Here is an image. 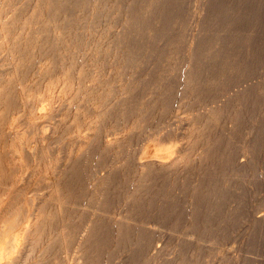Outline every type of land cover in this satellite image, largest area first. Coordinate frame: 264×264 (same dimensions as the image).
Listing matches in <instances>:
<instances>
[{
	"label": "bare ground",
	"instance_id": "6f19581e",
	"mask_svg": "<svg viewBox=\"0 0 264 264\" xmlns=\"http://www.w3.org/2000/svg\"><path fill=\"white\" fill-rule=\"evenodd\" d=\"M71 1H74V3H76L75 8H76L77 12H74V11H76L74 9H73L74 11H72L71 10L72 7L70 5H69V8L70 7L71 8L70 9L68 8V4H71L70 3ZM119 1L120 0H0V264H109L108 263L109 261L112 262V260H114L113 255L106 257L104 259H100L101 257L98 259L97 258L93 259V257L96 256V254H95V256L92 255L93 257H92V259L90 258L91 259L90 261L85 262L86 261L85 260L84 261L85 263L81 262L82 255H80L79 252L81 251V249L83 250V248L85 247V240L84 239L87 240L86 235H87L88 230L90 229L89 226L91 225L92 221L94 222V220H88V218H86L87 215L89 214L90 210L86 209L84 207L85 203L82 202L83 201L82 200L83 195L85 193V188L89 187L91 184L94 187V188H92L94 190V193L92 192L91 196H92V198H94L93 200H95L96 206L91 205L92 207H96V209H97L98 208L97 206H104V205L106 206V204H112L114 208H119V206L120 207L122 206L124 208L123 210L129 211L131 208H134L131 205L132 201H133L132 198H133L134 190H133L132 184L130 186H128L126 183L124 184L125 185L124 188H126V190L124 189L125 192L121 189L123 187V186L121 187V180H122V177L124 176V174H130V173L133 174L134 173L135 177L136 176L139 177V179L142 180L141 182H143V183L147 179L151 180V178L155 177L156 175L157 176L160 175L161 177H163L165 175L169 176L171 173L174 176H176L177 174L179 175V173L182 172L181 170L183 169V166L180 162L181 159H179V156L184 152L183 148L189 147L190 148L189 150H191L189 152H192L191 154L194 156L193 159L199 160V159H201V157L196 154V151H197L196 149L198 146L206 145L207 143L209 144L210 142H208V141H210V139H212V138L214 139V137H218L223 141H226L227 138L229 137L228 132H226L225 128H224L226 124L225 125L219 124L220 119L218 120V118L209 117L210 115L206 116L202 112L197 113L195 115L194 120H192L190 122H186L187 126L190 125V128H191V130L187 131L186 129L182 130V128H181L182 122L180 123V126H179L180 128L179 127L176 129L169 128L167 126L168 122H169L167 114L163 113L164 111L163 112L158 111L157 108H155V109L153 108L149 111V109L151 108L150 105L147 106V109L144 112H142V110H141V112H135L134 115L131 114L132 116L128 117L124 114V112L122 110H120V109H123V107L120 109L119 108L117 109L118 104L115 103L116 108L115 107L113 108V106L110 107L107 104H103L101 97L104 95H102V94L105 92L104 89L112 87V86H109V83L111 82V80L113 82V78L110 77L111 79L105 78L103 80L102 79L103 76L102 77L100 76L102 74H100L99 63H100V60H102V59H99L101 57V56H99V54L104 50L103 49L101 50V48H100L101 52L98 50L100 52L99 53L96 51L97 48L100 46H109V47L112 46L113 49H115L117 52L121 53V51H123L125 53L123 55V57L126 55L130 59L128 62L126 61L127 63L123 67L124 71H126L127 68H131V70H132V67L139 66L141 63L137 62L136 60L137 59L142 60L145 57H148V51H149L144 46L145 42H143V40L146 41L145 40L146 38L141 40L137 37H131L132 34H131V36L128 35L130 32H127L128 34H126V35H128L127 40L120 42L121 35H122V40H124L123 37L125 35V31H123L124 28L123 29L121 28L122 21L120 20L121 21V23H120V21L118 20L119 16L117 14V12H118L117 7L119 8V3H122L121 2L122 0L120 2ZM153 1L154 0H152L151 3H153ZM193 1L196 4L195 5L196 9L192 10V11L189 10L188 11L189 14H188L186 12L187 4L189 2H193ZM193 1L192 0H155V3L153 5L154 7L153 6L151 7L153 9L152 10L153 13L156 11L157 12L161 11L162 9H165V8L167 10V13L172 11L171 12L172 15H171V13H169L170 16H169V22H168L167 27L164 26L163 28H167L169 30V31H166V29H165L166 33L170 32L172 30V35H173V29L175 28V26L178 25V27H177L178 30H177L176 34H177V37L181 43L179 44V46H177V49H180L181 52L180 51L179 52L182 54L181 56H182V60L184 62L185 61L190 62L191 58H196L197 56H199L202 53V51L205 48V45L207 43V37H209V36H207L208 35L207 34L208 27L217 18L221 3L224 0H193ZM129 2H130V0H129ZM143 3H144V0H143ZM147 3H149L148 0H147ZM147 3H145V6ZM136 4L138 5V3H136ZM237 4H241V3H237ZM71 5H74V4H71ZM122 5H123V3H122ZM229 6H231V5H229ZM124 7L122 6L121 8H124ZM140 7L141 6H139V11L137 10L136 12H134L135 13V15H133L134 17H132V15H131V17L134 19L135 22L129 21V18H128V21L131 23L130 25H133L132 22L135 23L134 24L135 28L138 25H140V27L143 28L145 22L148 21V14L152 12V11L150 12V10H151L150 9L149 12L145 10L146 12L144 13L142 11V9H140ZM123 12H121L119 15H121ZM227 12H226V14H228ZM236 12H233L236 14V18H234V20L232 22V25H231L232 28L234 27V25L236 23H238L240 21V18H241L240 13L239 12L236 13ZM130 13H132V12H130ZM185 13L188 16L191 15V17H193V16L197 17L195 19H190V22L194 21L195 26H196L194 32L188 33V31L185 30L183 33H181V28H182L181 23H182L183 16L185 15ZM235 14H233V15H235ZM151 15H153V14L151 13ZM120 17H122V16H120ZM129 17H130V15H129ZM151 17H154V16H150V18ZM155 17H157V16H155ZM62 19H64V21ZM123 20H125V19H123ZM152 21H154V19ZM152 21H151V23H152ZM155 21L157 22V19H155ZM129 22L127 24H129ZM147 23H150V20ZM153 24L154 23H152V27L155 28L153 26ZM123 25H125V24H123ZM154 25L156 26V25H158V23L154 24ZM214 25H213V27H214ZM218 25H220V24H218ZM133 26H127L126 29H128V28L134 29ZM145 27H147V29H148L150 27V25L147 26L145 24ZM152 27H150V28H152ZM137 28H139V27H137ZM137 28H136V31H138ZM141 28H139V29H141ZM91 30L94 31L95 36L92 38H93L94 44H96L97 46H95V48H93V47L91 48L90 46L93 45L92 44L93 42L91 40H88V41H90V46H89L90 48H88L87 51L85 49L86 53H83L81 51V49H82L83 45H85L87 43L86 37H88V35L91 34L90 33ZM145 31H142V33H144ZM147 31H146V33H144V35L147 34ZM165 31H164V33H165ZM214 31H215V29H214ZM220 31H221V29H220ZM220 31H218V32H220ZM150 32H148V35H150L149 34ZM221 32L224 33V31H221ZM133 33H134V31H133ZM138 33H141V32H138ZM211 33H212V30H211ZM211 33H210V36H213L214 34L211 35ZM214 33H217V32H214ZM152 34H155V32ZM160 34H158V35L160 36ZM176 34H175V36H176ZM253 34H256V36H257V33L253 32ZM135 35H136V33H134V36ZM163 35H161V36H163ZM167 35H168V33H167ZM175 36L173 37L174 39H175ZM163 37H164L163 39L162 38H160V39L164 40L167 36L166 37L163 36ZM214 37H215V35H214ZM149 38L147 40H149ZM154 38H156V36ZM170 39H171L170 41H173L172 38H170ZM230 39H231V34L229 32V34L221 37L219 40L217 39L218 41H216L215 43L219 44V45H224L226 42L231 41ZM156 40H157V38H156ZM236 40H237V38H236ZM157 41H159V40H157ZM77 42L79 43L78 46L80 44H82V45L80 47H77V48L74 47L75 49H72V48L70 50L67 49V47H70V46H68L69 44L75 43V45H76ZM150 42H151V40H150ZM160 42H158V43H160ZM163 42H167V41L165 40ZM168 43H169V41H168ZM172 44H173V42H172ZM159 45H161V43ZM163 45H165V44H163ZM248 45H249V43H248ZM71 46H72V44H71ZM165 46H169V45H165ZM207 46H209V45H207ZM245 46H246V44H245ZM152 47H154V45ZM169 47H172V45ZM173 47H174V45H173ZM160 48L163 49L162 46ZM164 48H165L164 49L165 51H166V49H168L167 47H164ZM219 48H220V46H219ZM247 48H249V47H247ZM217 49H218V47H217ZM227 49L229 50V48H227ZM238 49L240 50V48H238ZM94 50H95V53H94ZM169 50H167V51H169ZM205 50H206V48H205ZM107 51H108V49H107ZM113 51L114 50H112V52ZM218 51H222V50L218 49ZM210 52H213V51L212 50L209 51L208 54ZM247 52H248V54L251 53V52L249 53L248 50H247ZM174 53L172 51L171 54H174ZM218 54H221V53H218ZM116 55L119 56L120 54L118 53ZM155 55H157V54H155ZM104 56H107V55H104ZM153 56H151V57H153ZM158 56H160V55H158ZM121 57H122V54H121ZM227 57H228V55H227ZM156 58H158V57H156ZM162 58H164V57H162ZM208 58H209V56H208ZM152 59L150 58V60H152ZM158 59H159V61L161 60V58H158ZM165 59H166V57H165ZM169 59L170 58H168L167 60H169ZM197 59H198V57H197ZM146 60H148V59H146ZM233 60H235V59H233ZM103 61H105V60H103ZM153 61L156 62V60H153ZM119 62H117V63H119ZM146 62L148 63V66H149L150 65L149 62L148 61H146ZM155 62H152V63L155 64ZM168 63H169V61H168ZM113 64H115V63H113ZM103 66H104V64H103ZM178 66H179V63H178ZM227 66H229V64ZM109 67H110V65H109ZM121 67H122V65H121ZM214 67L215 66H213V68ZM216 67H217V65H216ZM235 67H237V66H235ZM105 68H106V65H105ZM115 68L116 67H114V69ZM119 68H120V66H119ZM251 68L252 67H250V71L252 70ZM114 69H112V70H114ZM134 69H133V71H134ZM164 69L166 70V68H164ZM172 69H173V67H172ZM205 69H207V68H205ZM105 70H107V69H105ZM223 70H225V69H223ZM229 70H230V68H229ZM236 70H237V68H236ZM118 71H121V70H118ZM128 71H129V69H128ZM140 71L142 72V68H140ZM144 71H145V68H144ZM177 71H178V69H177ZM226 71H227V67H226ZM129 72H128V74H129ZM136 72H138V71L136 70ZM168 72L169 71H167V73ZM186 72H185V74H186ZM188 72H191V71L188 70ZM125 73L124 74L121 73V74L124 76ZM159 73H161V72H159ZM103 74H105V73H103ZM106 74H107V72H106ZM111 74H114V73H111ZM170 74H167L168 78L171 77ZM178 74H180V73H178ZM219 74H220V72H219ZM119 75H120V73H119ZM137 75H135V76L138 77ZM181 75H179V76H181ZM114 76H117V75H114ZM132 76L133 75L130 76L131 79H132ZM145 76L147 78V75H145ZM160 76L158 78H160ZM222 77L223 76H221V78ZM155 78H157V77H155ZM165 78H167V77H165ZM171 78H173V77H171ZM179 78L180 77L177 76V78H175V79H179ZM123 79L124 78H122V80ZM136 79L138 80V78H136ZM116 80H118V79H116ZM116 80H115V82H116ZM197 80H199V79H197ZM119 81H120V79H119ZM148 81H149V79H148ZM162 81H161V83H162ZM167 81H169V80H167ZM176 81L177 80H175V82ZM207 82H208V80H207ZM257 82H260V81H257ZM136 83H137V81H136ZM164 83H166V82H164ZM170 83H171V85L173 84L172 82H170ZM194 83H196V82H194ZM142 84L143 83H141V86H142ZM154 84H155V82H154ZM176 84H178V83H176ZM206 84L209 85V83H206ZM255 84H257V83H255ZM162 85H163V83L160 86H162ZM180 85H183V84L180 83ZM188 85H190V84H188ZM211 85H213V84H211ZM117 86H119V85H117ZM165 86H166V84H165ZM185 86H186L185 87V93L189 92V90H188V89H190L189 86H187L186 84H185ZM232 86H234V85H232ZM249 86H251V84ZM121 87H122V85H121ZM132 87H135V86H132ZM137 87L138 86H136V89H137ZM151 87H153V86L151 85L150 88ZM169 87L171 89V86H169ZM196 87H197V85H196ZM138 88L141 89V87H138ZM145 88H147V87H145ZM158 88L159 87H156V89H158ZM175 88L176 87H174V89ZM178 88H179V86H178ZM191 88H195V85H194V87H191ZM123 89H121V91ZM142 89H143V87H142ZM198 89L200 90V88H198ZM213 89H214V87H213ZM112 90H113V88H112ZM126 90H128V88ZM146 90H143V91H146ZM240 90H242V89H240ZM257 90H258V88H257ZM148 91H149V89H148ZM226 91H228V90H226ZM254 91L256 92V90H254ZM137 92H139V90L136 91V95H137ZM151 92L153 93V91H151ZM169 92L173 93L172 90H170ZM175 92L177 93L178 91H175ZM183 92H184V88H183ZM198 92L200 93L201 91H198ZM205 92H207V91H205ZM217 92H219V90ZM234 92H236V91H234ZM239 92H241V91H239ZM124 93H125L124 95L119 94V95H121L117 99L119 105H121V104L125 105V102H127L129 98L131 99L132 95H134L133 89H131L128 92H124ZM140 93H142V92H140ZM152 93H150V94L153 95ZM160 93L158 92L157 94H160ZM162 93L164 94V92H162ZM114 94H112V95H114ZM144 94L142 93V95H144ZM148 94L149 93H147V95ZM166 94L168 95V93H166ZM112 95H111V97L110 96L109 97L112 98ZM167 95L164 94L165 97H167ZM178 95H180V94H178ZM183 95H185V94H183ZM227 95L228 94H226V96ZM116 96H118V95H116ZM160 96L163 97L162 95H160ZM200 96H201V93L199 94V97ZM240 96H241V94H240ZM240 96H238V97H240ZM153 97H155V96L153 95ZM186 97H187V95H186ZM205 97L207 98V96H205ZM213 97H214V95H213ZM252 97L253 96H251V98ZM114 98H116V97H114ZM136 98H137V96L135 97V99ZM140 98H142V97H140ZM156 98H158V97H156ZM191 98H192V96H191ZM211 98H212V96H211ZM211 98L209 96V99H211ZM144 99H146V98L145 97L142 98V102ZM160 99L158 100V102H160ZM173 99H175V98H173ZM214 99H216V98H214ZM226 99H223V100H226ZM236 99L233 101L236 102ZM104 100H105V98H104ZM152 100H153V98H152ZM161 100H163V99H161ZM194 100H195V97H194ZM194 100L187 101L189 103H186V105H187V107H189V110L190 109H196L195 108L196 102ZM131 101H133V100H131ZM147 101L145 102V104L151 103V102H147ZM154 101L156 102V99ZM212 101H214V100H212ZM219 101H221V100H219ZM244 101H243V103H244ZM163 102H164V100H163ZM166 102L164 104H166ZM172 102L173 101H171L169 103H172ZM178 102L180 103L181 100ZM133 103L135 105V102H133ZM133 103H132V105H133ZM201 103H203V102L201 101ZM201 103H198V104H201ZM210 103H212V102H210ZM238 103H240V102L238 101ZM263 103H264V101H263ZM110 104L112 105L113 103L110 102ZM213 104H214V102L211 105H213ZM219 104H220V102H219ZM219 104H216V105L214 104V105L216 107L217 105L219 106ZM233 104H234V102H233ZM235 104L233 106L234 110L236 108ZM251 104L253 105V103H251ZM137 105H138V103H137ZM154 105H156V104H154ZM158 105L160 106V104H158ZM237 105L238 104H236V106ZM127 106H125V107H127ZM263 106H264V104H263ZM164 107H166V106H164ZM164 107H163V109H164ZM220 107H221V104H220ZM244 107L245 106H243V108ZM133 108H135V107H132V109ZM160 108H162V107H160ZM221 108H223V106ZM129 109H128V111H129ZM132 109H131V112L133 111ZM209 109H211V108H209ZM223 109H225V108H223ZM261 109H263V108H261ZM134 110H136V109H134ZM203 110H207V109H202L201 111H203ZM236 110H237V108H236ZM193 111H195V110H193ZM215 111L217 114V110H215ZM263 111H264V109H263ZM190 112L191 111H189V113ZM198 112H199V110H198ZM221 112H222V109H221ZM243 112H244V109H243ZM213 114H211V115H213ZM222 114H224V113L222 112ZM246 114H247V112L245 113V115ZM248 114H249V112H248ZM262 114L264 115V113H262ZM220 116H218V117H220ZM222 116H224V115H222ZM253 117H255V116H253ZM262 117H260V118H262ZM139 119H141V121L143 120V122L145 120H149V121H148V124L146 126H144V127H146L144 129V131L138 133V132H136V130L133 131V128L136 126ZM197 119L199 121L198 123H197ZM221 119H223V118L221 117ZM226 119L227 118H225V120ZM252 120H250V121H252ZM227 121L230 124V121L229 120H227ZM257 121H259V120H257ZM223 123H225V121ZM231 123H233V122H231ZM253 123H254V120H253ZM141 125H142V123H141ZM227 126H229V125H227ZM255 126H256V124H255ZM258 126H259V124H258ZM144 127H142V128H144ZM174 127H176V126H174ZM128 128L130 129L129 132L127 131ZM230 128H231V126H230ZM199 129H201V131L205 130L204 133L201 134ZM246 129H248V128H246ZM138 130H140V129H138ZM250 130H251V127H250ZM149 135L150 136L153 135L154 138L151 141L149 139L147 142H145L146 141L145 138L148 137ZM231 135L233 136V133ZM246 135L248 136L247 133H246ZM232 136H230V137H232ZM242 136H243V134H242ZM252 137H253V134H252ZM126 138H130V139H132V138L137 139L138 138L137 139L138 141H139V139L141 140V142L143 140H145V141H143L145 143H141V145L138 148H134L131 150L125 149L122 151L121 154L118 152L119 155H117L116 152L118 150L116 152H114L116 147L125 143L124 141L126 140ZM229 139L231 140V142H232V140H235L233 138H229ZM240 139H239V141H241ZM243 139H244V137H243ZM237 140L238 139H236L235 142H237ZM227 142L229 143V141H227ZM235 142H233V143H235ZM128 143H130V142H128ZM131 145H132V143H131ZM235 145H237V143ZM203 147H207V145L203 146ZM229 147L231 148L232 146H229ZM233 147H235V146H233ZM248 147H249V145H248ZM207 148L209 149V147H207ZM208 149H207V151H209ZM245 149H247V148H245ZM234 150L232 151L233 153H234ZM249 150H253V148L249 149ZM217 151L220 152V150H217ZM217 151L215 153H217ZM262 152L264 153V151H262ZM215 153H214V155H215ZM225 153L227 154V150ZM235 154H236V152H235ZM238 154H241V153L238 152ZM253 154H255V153H253ZM184 155H185V153H184ZM245 155H247V152ZM248 155H249V152H248ZM219 156H222V155H219ZM223 156H225L224 153H223ZM223 156L221 157L222 159L220 158L221 162L223 161ZM181 157H182V155H181ZM207 157H209V156H207ZM228 157H229V155H228ZM218 159H219V157H218ZM237 159H239V158H237ZM252 159H253V157H252ZM205 160H206V158H205ZM229 160H230V158H229ZM245 160H246V158H245ZM184 161L185 160H183V164H184ZM215 161H217V160H215ZM117 162H118V164L115 165ZM192 162H193V160H192ZM223 162H225V161H223ZM193 163H195V162H193ZM206 163H209L208 160L206 161ZM232 163H233V161L230 164H232ZM196 164H197V162H196ZM215 164H216V162H215ZM228 164L229 163H227V165ZM246 164H249V163L246 161L245 165ZM106 165H108L107 167H109V169L107 170V168H105L106 170L104 171L103 167H105ZM186 166H187V164H186ZM188 166H191V165L188 164ZM194 166H195V164H194ZM205 166H207V168H208V165H205ZM221 166H223V165H221ZM237 166H239V165L237 164ZM225 167H226V164H225ZM225 167H222V168L225 169ZM190 168H192V167H190ZM190 168H188L187 170H190ZM259 168H260V166H259ZM209 170H210V168H209ZM227 170L225 169L224 171L227 172ZM128 172H130V173H128ZM184 172L188 173V171L183 170V173ZM191 172H192V170H191ZM203 172L204 171H202L201 174H203ZM232 172H234V171H232ZM232 172H230L231 176H233V174H234V173L232 174ZM187 173H185V174L187 175ZM236 173H237V171L235 172V174ZM262 174H263V172H262ZM180 175H181V173H180ZM223 175H224V172H223ZM226 175H228V173ZM125 176H127V175H125ZM240 176H241V174H240ZM190 177L192 178L191 175L189 176V178ZM234 177H237V175H235ZM123 178H124L123 181H125V177H123ZM171 178H173V177L171 176ZM199 178H201V176ZM215 178H216V176H215ZM261 178H263V177H261ZM129 179H131V178H129ZM133 179H135V178H133ZM163 179H164V177H163ZM165 180L167 181L166 178H165ZM168 180L170 181L172 179H169V177H168ZM185 180H186V178H185ZM185 180H184V182H185ZM195 180H197V179L195 178ZM130 181H132V180H130ZM130 181L129 182L125 181V182L130 183ZM157 181H158V179H157ZM174 181H176L175 178H174ZM209 181H211V180H209ZM219 181H221L220 178H219ZM231 181H233V180H231ZM89 182H93V183L88 184ZM146 182L149 183V180ZM146 182L144 184H146ZM151 182H152V180H151ZM153 182H155V181H153ZM217 182H215V183H217ZM228 182H230V181H228ZM234 182H235V180H234ZM234 182H233V184H234ZM245 182H246V180H245ZM173 183L175 185V182H173ZM181 183H183V182L181 181ZM207 183H209V182H207ZM248 183H249V181H248ZM144 184L143 185L141 184L142 187H144V188L147 187ZM157 184H156V186H157ZM180 185H182V184H180ZM185 186L186 185H184V188L186 189ZM196 186H197V184H196ZM198 186L196 188H199ZM177 187L180 189L183 188L182 186H181L182 188L179 186H177ZM152 188H153V186H152ZM174 188H175V186H174ZM231 188H232V186H231ZM233 188H235V187H233ZM86 189H88V188H86ZM100 189H103L105 193L100 194L99 193L101 191ZM109 189H112V190H110V192H109ZM88 190H90V189H88ZM145 190L147 191V189H145ZM145 190H143L144 194L147 193ZM203 191H205V190H203ZM169 192H167V193H169ZM196 192H197V190H196ZM88 193H91V192H88ZM151 193H154V191L153 192L151 191ZM178 193H179V191H178ZM178 193H176V194H178ZM182 193H185V190ZM166 195H169V194H166ZM173 195H175V194H173ZM86 196H87V194H86ZM153 196H155V194ZM141 197H139V198H141ZM163 197L164 196H162V199H163ZM166 197L169 198V196H166ZM218 197H220V196H218ZM88 198H89V196H88ZM142 198H144V196ZM151 198H153V197H151ZM171 199H172V197H171ZM171 199H170V202H171ZM244 199H246V198H243V200ZM89 200H91V198ZM201 200H203V199H201ZM138 201L140 202L141 200H138ZM90 202L92 203V201H90ZM199 202L200 201H198V203ZM162 203H164V202H162ZM230 203L231 202H229V204ZM138 204H140V203H138ZM146 204H148V202ZM150 204H152V203H150ZM135 205H136V202H135ZM192 205H193V203H192ZM231 205H232V203H231ZM262 206H264V205H262ZM155 207L158 208V206H155ZM159 207H160V205H159ZM191 207H193V206H191ZM146 208H148V207H146ZM157 208H155V209H157ZM104 209L105 208H103L102 210L100 209V210L103 211ZM140 209H139V211H140ZM173 209H175V207ZM259 209H261V208L259 207ZM108 210H109V208H108ZM110 210H111V208H110ZM171 210H172V208H171ZM181 210H183V209H181ZM101 211H99V212H101ZM134 211H131V212H134ZM228 211H230V210H228ZM171 212H173V211H171ZM193 212H194V210H193ZM104 213L105 212H103V215H104ZM257 213H261V212H257ZM257 213H255V214H257ZM98 214H100V213H98ZM175 215L176 214H174V216ZM178 215H176V217ZM160 216H162V214ZM169 216H171V215L169 214ZM181 216H183V215H181ZM194 216H195V214H194ZM227 216H228V214H227ZM107 217H110V216H107ZM122 217H123V215H122ZM147 217H149V216H147ZM256 217H257L258 222L260 221L261 223H264V216H262V215L257 216L256 215ZM85 218L87 219L88 223H86ZM116 218H117V216H116ZM129 218H130V216H129ZM141 218H139V219L142 220ZM223 218H225V217H223ZM223 218H222V220H224ZM74 219H75V222H74ZM124 219H127V218H124ZM135 219H137V218H135ZM162 219H163V217H162ZM240 219H242V218H240ZM243 219H242V221H244ZM107 220L109 222V219H107ZM107 220H106V222H107ZM155 220H156V218H155ZM157 220H159V219H157ZM249 220H251V222H252V219H249ZM101 221H102V219H101ZM169 221L171 222L170 219H169ZM247 221L248 220H246V222ZM175 222H176V220H175ZM246 222H245V224H246ZM142 223H143V221H142ZM144 223H146V222H144ZM74 224H76V226ZM153 224H155V222ZM172 224H173V222H172ZM109 225H110V223H109ZM112 225L115 228V230L119 229V233L114 230L115 231V234H114L115 240H119L120 237L124 238L127 236V235H125V233L127 231L124 233L122 230H123V228L129 227L130 222H127L123 219H119V220L113 219ZM141 225H143V224H141ZM101 226H102V224H101ZM159 226L160 225H158V227ZM210 226H211V224H210ZM229 226H231V225H229ZM239 226H241V225L239 224ZM242 226H243V224H242ZM247 226H249V225H247ZM98 228L100 229V224H99ZM153 229H151V227H150L147 229V231L149 233H154L155 232L154 230L156 228L154 230ZM145 231H146V229H145ZM164 231H166V230H164ZM177 231L175 232L176 234H177ZM186 231H187V229H186ZM188 233H190V232H188ZM176 234H172V235L174 236ZM250 234H251V232H250ZM167 235H168V233H167ZM90 236H91V233H90ZM97 236H98V234H97ZM97 236H96V238H97ZM188 236H190V235H188ZM217 237H218V235H217ZM131 238H133V237H131ZM190 238H188V239H190ZM193 239H195V238H193ZM135 240H133V241H135ZM95 241L97 243L98 240H95ZM156 241H157V239H156ZM98 242H100V241H98ZM124 242H125V240H124ZM151 242H152V240H151ZM197 242H198V240H197ZM88 244H90V243H88ZM93 244H91V246ZM106 244H108V242ZM149 244L144 243L143 245L146 246ZM103 246L101 248H104ZM195 246H197V245H195ZM137 247H139V246H137ZM92 248H93V246H92ZM193 248H194V246H193ZM97 249H98V247H97ZM97 249L95 248V250H97ZM147 249H149V248H147ZM152 249H154V248H152ZM167 249H168V247H167ZM178 249L180 250V248H178ZM173 250L175 251V249H173ZM112 251H114V250H112ZM158 252H160V251H158ZM105 253H106V251H105ZM181 253L182 252H180V254ZM150 254H148V255H150ZM131 255H132V253H131ZM158 257H160V255ZM141 260H143V258ZM156 260H157V257H156ZM156 260L154 259V261H156ZM258 260H259V257H258ZM147 262H149V258H146V263ZM116 264H117V262H116ZM132 264H134V263H132ZM153 264H155V263H153Z\"/></svg>",
	"mask_w": 264,
	"mask_h": 264
},
{
	"label": "rangeland",
	"instance_id": "374dc122",
	"mask_svg": "<svg viewBox=\"0 0 264 264\" xmlns=\"http://www.w3.org/2000/svg\"><path fill=\"white\" fill-rule=\"evenodd\" d=\"M121 1V0H120ZM119 1V2H120ZM135 3H134V2ZM152 1V0H151ZM150 0H148L149 3H147V0H144V3H143V0H122L121 2L123 3H119V8L117 7L118 9V20L120 21V23L122 24L121 28L123 29V31H125V35L123 37L124 40H122V35H121V39H120V42L122 41H126L127 40V37L128 35L132 36L131 37H137L139 39H144L146 38L143 42H145L144 46L146 47L148 51V57H145L144 59L140 60V59H137L136 61L139 62V63H143L141 66H134L132 67V70L131 68H127L126 71H124L123 67L125 66V64L130 60L126 55L123 57V55L125 54L123 51L120 52H117L115 49H113L112 46H100L97 48V52H101V50L103 49L104 51H102L99 56H101L99 59H102L100 60V63H99V70H100V75L102 77V79L104 80L105 78L106 79H111L113 78V82L111 80V82L109 83V86H112V87H109L107 89H104V92L101 97V100L103 101V104H107L109 105L110 107L113 106V108L115 107L116 108V104H118L117 106V109L119 108H122L126 111H124L123 109H120L124 112V114L128 117H131L132 115L131 114H135V112H144L146 109H147V106L150 105V109H155L157 108L158 111H161L163 113H166L167 116H168V127L169 128H173V129H176L180 126V123H181V128L182 130L183 129H186L187 131L191 130L190 128V125L187 126V123L186 122H190L192 120L195 119V115L197 113H204L206 116H209V117H213V118H218V120L220 119L219 121V124H223L225 125V131L228 132V138L226 141H223L221 140L220 138L218 137H214V139H210V142L209 144L207 143V147H209V149L207 147H203V146H206V145H202V146H198L197 147V151H196V154L199 155L201 157V159L199 160H195L193 159V155L191 154L192 152H189L191 150H189L190 148L189 147H186V148H183L184 152L179 156V159L182 166H183V169L181 170L182 172L181 175L179 173V175L177 174L176 176H174L172 173L167 176H163L161 177L160 175H156L155 177H150V179H147L146 181L149 180V183L146 182V184H144L143 182H141L142 180L139 179V177H135L134 173L131 174H124L123 177H125V181H130V183L128 182H125L123 181L124 178L122 177V180H121V189L124 191V189L126 190L125 187V183L130 186L132 184L133 186V190H134V194H133V198H132V207L134 208H131L129 211H125L123 210L124 208L121 206H119V208H114L112 204H106V206H97L98 208L96 209V207H92V206H96V202L95 200H93L94 198H92L91 194L92 192L94 193V190L92 188H94L92 186L91 183L93 182H89L88 184H91L89 187H86L88 189L85 188V193L83 195V201L85 203V208L90 210L89 211V216L87 215L86 218H88V220H94V222L92 221L91 225L89 226V230L87 232V240H85V247L83 248V250L81 249V251L79 252L80 255H82V259H81V262L85 263V262H88L92 259V255L96 256L93 257V259L95 258H100V259H104L106 257H109L111 255L114 256V260H112V262H108L109 264H264V223H261L260 221L258 222L257 221V217L256 215H262L264 216V153L262 151H264V115L262 113H264L263 109H264V106H263V101H264V0H224L222 1L221 3V6H220V10H219V13H218V16L217 18L209 25L208 27V30H207V43L205 45V48L203 49L202 53L197 56L196 58H191L190 62H187V61H183L182 60V54L180 53V49H177V46H179V44L181 43L180 40L178 39L177 37V30H178V25L175 26V28L173 29V35H172V30L170 32H167L166 31H169L167 28H163L164 26L167 27L168 25V22H169V13H167V10L166 8L165 9H162L161 11H156L153 13V9L151 8L154 3H155V0L153 1V3H151ZM193 1V0H192ZM125 2V3H124ZM132 2V3H131ZM71 4H74V5H71V4H68V8H69V5L72 7L71 10L74 11L76 10V3H74V1H71L70 2ZM138 3V5L136 4ZM143 3V4H142ZM145 3L146 6H145ZM233 3V4H232ZM237 3H241V4H237ZM228 4V5H227ZM124 8H121L122 6ZM195 2H189L187 4V8H186V12L189 14V10L192 11V10H195L196 9V6H195ZM231 5V6H229ZM235 5V6H234ZM239 5V6H238ZM121 6V7H120ZM139 6L140 9H142V11L145 13L146 11L150 12L153 14L151 15V13L148 14V21L150 20V23L151 21L154 19H157V22L155 21H152V23L154 24H157L158 25H154L153 26L155 28L152 27V23H147L145 22V24L148 26L150 25V27L152 28H148L145 27V24H144V27L141 28L140 25H138L137 27L141 28H137L138 31H136V28H135V21L132 17H134L133 15H135L134 12H136L137 10L139 11ZM150 6V7H149ZM149 7V8H148ZM154 7V6H153ZM239 7V8H238ZM69 8V9H70ZM74 9V10H73ZM124 9V10H123ZM236 9V10H235ZM70 10V11H71ZM146 10V11H145ZM166 10V11H165ZM246 10V11H245ZM124 11V12H123ZM129 11V12H128ZM141 11V10H140ZM228 11V12H227ZM237 11V12H236ZM74 12H77L74 11ZM121 12H123L121 15H119ZM132 12V13H130ZM221 12V13H220ZM226 12L228 14H226ZM230 12V13H229ZM233 12H236V13H240V21L238 23H236L234 25V27L232 28L231 25H232V22L234 20V18H236V14L233 13ZM129 13V14H128ZM156 13V14H155ZM160 14V15H159ZM167 14V15H166ZM191 14V13H190ZM235 14V15H233ZM130 15V17H129ZM132 15V17H131ZM166 15V16H165ZM172 15V13H171ZM122 16V17H120ZM150 16H154V17H151ZM157 16V17H155ZM127 18V19H126ZM128 18H129V21H134L132 22L133 25H130L131 23L128 21ZM133 20H132V19ZM197 18L196 16H193L191 17V15H185L183 16V20H182V23H181V33H183L185 30L188 31V33H191V32H194L195 31V23L194 21L193 22H190V19H195ZM125 19V20H123ZM159 19V20H158ZM161 19V20H160ZM64 21V19H62ZM62 21V22H63ZM161 21V22H160ZM126 22V23H125ZM129 22V24H127ZM162 23V24H161ZM125 24V25H123ZM161 24V25H160ZM215 24V25H214ZM220 24V25H218ZM133 26V28H128L126 29L127 26ZM212 25V26H211ZM214 25V27H213ZM218 26V27H217ZM212 27V28H211ZM215 31H214V29ZM224 28V29H223ZM144 29V30H143ZM148 31H147V30ZM154 29V30H153ZM166 29V31H165ZM218 29V30H217ZM224 31V33L226 32L227 34H231V41H228L226 42L224 45H219V44H216L215 42L218 41L221 37L227 35L226 33L224 34L223 32L220 31ZM253 29V30H252ZM255 29V30H254ZM127 30V31H126ZM136 33V35L134 36V33ZM147 31V34L144 35V33H146ZM156 30V31H155ZM211 30H212V33H211ZM142 31H145L144 33H142ZM151 31V32H150ZM162 31V32H161ZM165 31V33H164ZM220 31V32H218ZM239 31V32H238ZM127 32H130L129 34ZM138 32H141V33H138ZM148 32H150L148 35ZM155 34H152L154 33ZM214 32H217V33H214ZM243 32V33H242ZM254 33H257V36L256 34H253ZM91 34L88 35V37H86V40H87V43L85 45H83L81 51L83 53H86V51L88 50V48H95V46H97L96 44H94V41H93V38L95 35H94V31H90ZM161 33V34H160ZM176 36H175V34ZM210 33L211 35H214L213 36H210ZM233 33V34H232ZM235 33V34H234ZM237 33V34H236ZM128 34V35H126ZM138 34V35H137ZM140 34V35H139ZM158 34L163 35V36H167L164 40H162L164 37L163 36H159ZM217 34V35H216ZM251 34V35H250ZM158 35V36H157ZM172 35V36H171ZM239 35V36H238ZM247 35V36H246ZM126 36V37H125ZM156 36V38H154ZM175 36V39L173 38ZM99 37V36H98ZM150 37V38H149ZM149 38V40H147ZM152 38V39H151ZM154 38V39H153ZM159 38V39H158ZM162 38V39H160ZM172 38L173 41H170ZM237 38V40H236ZM216 39V40H215ZM218 39V40H217ZM88 40H91L93 43V45L90 46V41ZM151 40V42H150ZM156 40V41H155ZM167 41V42H163V41ZM178 40V41H177ZM161 41V42H160ZM169 41V43H168ZM177 41V42H176ZM238 41V42H237ZM246 41V42H245ZM148 42V43H147ZM157 42V43H156ZM161 45H159L160 43ZM163 42V43H162ZM173 42V44H172ZM176 42V43H175ZM153 43V44H152ZM167 43V44H166ZM171 43V44H170ZM178 43V44H177ZM215 43V44H214ZM249 43V45H248ZM260 43V44H259ZM72 44V46H71ZM69 44L68 46L70 47H67L68 50H70L71 48L72 49H75L77 47H80L82 44H80L78 46V42L76 43H71ZM147 44V45H146ZM151 44V45H150ZM169 45L172 47H169V46H165V45ZM211 44V45H210ZM214 44V45H213ZM235 44V45H234ZM246 44V46H245ZM154 45V47H152ZM156 45V46H155ZM174 45V47H173ZM209 45V46H207ZM231 45V46H230ZM90 46V47H89ZM162 46V48L160 47ZM213 46V47H212ZM220 46V48H219ZM224 46V47H223ZM239 46V47H238ZM243 46V47H242ZM75 47V48H74ZM164 47H167L168 49H166V51L164 50L165 48ZM222 50V51H218V49ZM242 47V48H241ZM249 47V48H247ZM101 48V50H100ZM173 48V49H172ZM208 48V49H207ZM229 48V50L227 49ZM240 48V50L238 49ZM86 49V51H85ZM108 49V51H107ZM170 49V50H169ZM213 52H210L208 54L209 51L211 50ZM215 49V50H214ZM99 50V51H98ZM112 50H114L112 52ZM169 50V51H167ZM177 52H175V51ZM239 50V51H238ZM247 50L249 51L250 54H248ZM116 51V52H115ZM173 51L174 54H171ZM180 51V52H179ZM217 51V52H216ZM226 51V52H225ZM243 51V52H242ZM152 52V53H151ZM179 52V53H178ZM204 52V53H203ZM231 52V53H230ZM94 53H95V50H94ZM120 54L119 56L116 55V54ZM217 53V54H216ZM218 53H221V54H218ZM237 53V54H236ZM103 54V55H102ZM121 54H122V57H121ZM150 54V55H149ZM157 54V55H155ZM171 54V55H170ZM205 54V55H204ZM254 54V55H253ZM104 55H107V56H104ZM154 55V56H153ZM160 55V56H158ZM204 55V56H203ZM211 55V56H210ZM228 55V57H227ZM246 55V56H245ZM117 56V57H116ZM153 56V57H151ZM161 58V60L159 61L158 58ZM203 56V57H202ZM209 56V58H208ZM216 56V57H215ZM105 57V58H104ZM107 57V58H106ZM164 57V58H162ZM166 57V59H165ZM256 59H255V58ZM113 58V59H112ZM122 58V59H121ZM124 58V59H123ZM128 58V59H127ZM150 58L152 60H150ZM168 58H170L169 60H167ZM212 58V59H211ZM126 59V60H125ZM148 59V60H146ZM166 61H165V60ZM204 59V60H203ZM208 59V60H207ZM235 59V60H233ZM105 60V61H103ZM108 60V61H107ZM110 60V61H109ZM149 62V66H148V63L146 61ZM151 62H150V61ZM153 60H156L153 61ZM210 60V61H209ZM120 61V62H119ZM127 61V62H126ZM169 61V63H168ZM208 61V62H207ZM217 61V62H216ZM241 61V62H240ZM102 62V63H101ZM108 62V63H107ZM119 62V63H117ZM123 62V63H122ZM152 62H155L152 63ZM171 62V63H170ZM177 64H176V63ZM115 63V64H113ZM122 63V64H121ZM161 63V64H160ZM178 63H179V66H178ZM104 64V66H103ZM113 64V65H112ZM120 64V65H119ZM124 64V65H123ZM171 64V65H170ZM182 66H181V65ZM203 64V65H202ZM229 64V66H227ZM105 65H106V68H105ZM110 65V67H109ZM112 65V66H111ZM115 65V66H114ZM122 65V67H121ZM147 65V66H146ZM156 67H155V66ZM160 65V66H159ZM162 65V66H161ZM217 65V67H216ZM222 65V66H221ZM233 65V66H232ZM243 65V66H242ZM120 66V68H119ZM169 66V67H168ZM200 66V67H199ZM205 66V67H204ZM213 66H215L213 68ZM219 66V67H218ZM237 66V67H235ZM102 67V68H101ZM114 67H116L114 69ZM173 67V69H172ZM184 67V68H183ZM188 67V68H187ZM204 67V68H203ZM226 67H227V71H226ZM250 67H252L251 71H250ZM114 70H112V69ZM135 68V69H134ZM140 68H142V72L140 71ZM144 68H145V71H144ZM166 68V70L164 69ZM168 68V69H167ZM186 68V69H185ZM207 68V69H205ZM230 68V70H229ZM233 68V69H232ZM237 68V70H236ZM239 68V69H238ZM241 68V69H240ZM107 69V70H104ZM111 69V70H110ZM129 69V71H128ZM134 69V71H133ZM172 69V70H171ZM178 69V71H177ZM220 69V70H219ZM222 69V70H221ZM225 69V70H223ZM109 70V71H108ZM118 70H121V71H118ZM136 70L138 72H136ZM191 71V72H188ZM196 70V71H195ZM214 70V71H213ZM234 70V71H233ZM117 71V72H116ZM124 71V72H123ZM140 71V72H139ZM149 71V72H148ZM167 71H169L167 73ZM174 71V72H173ZM187 71V72H186ZM213 71V72H212ZM224 71V72H223ZM238 71V72H237ZM240 71V72H239ZM107 72V74H106ZM126 72V73H125ZM129 72V74H128ZM161 72V73H159ZM186 72V74H185ZM193 72V73H192ZM201 72V73H200ZM220 72V74H219ZM223 72V73H222ZM105 73V74H103ZM111 73H114V74H111ZM118 73V74H117ZM120 73V75H119ZM125 73V77L122 75V74ZM133 73V74H132ZM139 73V74H138ZM153 73V74H152ZM170 74L171 77L168 78L167 74ZM180 73V74H178ZM190 73V74H189ZM225 73V74H224ZM111 74V75H110ZM138 74V75H137ZM174 76H173V75ZM182 74V75H181ZM195 74V75H194ZM211 74V75H210ZM219 74V75H218ZM233 74V75H232ZM114 75H117V76H114ZM131 75L132 76V79H131ZM135 75H137L138 77H136ZM147 75V78L146 76ZM151 75V76H150ZM161 75V76H160ZM169 75V76H170ZM181 75V76H179ZM129 76V77H128ZM160 76V78H158ZM180 77L179 79H175ZM188 76V77H187ZM191 78H190V77ZM221 76H223L221 78ZM243 76V77H242ZM111 77V78H110ZM117 77V78H116ZM135 77V78H134ZM140 77V78H139ZM151 77V78H150ZM157 77V78H155ZM164 77V78H163ZM167 77V78H165ZM225 77V78H224ZM115 78V79H114ZM122 78H124L122 80ZM129 78V79H128ZM138 78V80L136 79ZM182 78V79H181ZM186 78V79H185ZM190 78V79H189ZM237 78V79H236ZM118 79V80H116ZM120 79V81H119ZM126 79V80H125ZM140 79V80H139ZM149 79V81H148ZM156 79V80H155ZM184 79V80H183ZM194 79V80H193ZM199 79V80H197ZM224 79V80H223ZM250 79V80H249ZM252 79V80H251ZM118 83H116L115 82ZM122 80V81H121ZM142 80V81H141ZM151 80V81H150ZM159 80V81H158ZM163 80V81H162ZM166 80V81H165ZM169 80V81H167ZM175 80H177L175 82ZM179 80V81H178ZM189 82H188V81ZM193 80V81H192ZM197 80V81H196ZM208 80V82H207ZM223 82H222V81ZM233 80V81H232ZM137 81V83H136ZM163 85L160 86L162 83ZM174 81V82H173ZM182 81V82H181ZM192 81V82H191ZM251 81V82H250ZM257 81H260V82H257ZM155 82V84H154ZM161 84H160V83ZM166 82V83H164ZM169 82V83H168ZM172 82L173 84L171 85ZM186 82V83H185ZM196 82V83H194ZM245 82V83H244ZM254 82V83H253ZM115 83V84H114ZM120 83V84H119ZM140 83V84H139ZM141 83L142 86H141ZM160 85H159V84ZM168 83V84H167ZM178 83V84H176ZM183 84V85H180ZM187 86H189L190 89L189 92H186L185 93V84ZM190 85H188V84ZM194 83V84H193ZM199 83V84H198ZM206 83H209V85H207ZM215 83V84H214ZM218 83V84H217ZM249 83V84H248ZM257 83V84H255ZM111 84V85H110ZM119 86H117V85ZM166 84V86H165ZM193 84V85H192ZM206 84V85H205ZM213 84V85H211ZM251 84V86H249ZM122 85V87H121ZM126 85V86H125ZM153 86L150 88V86ZM176 85V86H175ZM195 85V88H191V87H194ZM197 85V87H196ZM234 85V86H232ZM242 85V86H241ZM247 85V86H246ZM132 86H135V87H132ZM136 86L138 87H141L137 89L139 90V92H137V95H136V91H138L136 89ZM159 87L158 89H156V87ZM164 86V87H163ZM171 86V89L170 87ZM176 87L174 89V87ZM179 86V88H178ZM229 86V87H228ZM259 86V87H258ZM262 86V87H261ZM115 87V88H114ZM118 87V88H117ZM143 87V89H142ZM147 87V88H145ZM184 88V92H183V88ZM214 87V89H213ZM221 87V88H220ZM113 88V90H112ZM124 88V89H123ZM128 88V90H126ZM133 89L134 91V95H132L131 99L129 98L127 102H125V105L124 104H121L119 105L118 103V97H120L121 95H124L125 93L124 92H128L130 91L131 89ZM169 88V89H168ZM174 90H173V89ZM200 88V90L198 89ZM217 88V89H216ZM258 88V90H257ZM109 89V90H108ZM116 89V90H115ZM121 89H123L121 91ZM147 89V90H146ZM149 89V91H148ZM172 90L173 93L169 92L168 90ZM196 89V90H195ZM198 89V90H197ZM242 89V90H240ZM119 92H118V91ZM136 90V91H135ZM141 90V91H140ZM143 90H146V91H143ZM155 90V91H154ZM195 90V91H194ZM203 90V91H202ZM216 90V91H215ZM219 90V92H217ZM228 90V91H226ZM232 90V91H231ZM256 90V92L254 91ZM124 91V92H123ZM148 91V92H147ZM153 91V93L151 92ZM160 94H157L158 92ZM167 91V92H166ZM175 91H178L177 93ZM198 91H201V96L199 97V92ZM207 91V92H205ZM214 91V92H213ZM224 91V92H223ZM236 91V92H234ZM241 91V92H239ZM118 92V93H117ZM121 92V93H120ZM142 92L144 95H142ZM149 93L147 95V93ZM156 92V93H155ZM164 92L165 95H167L166 93H168L167 97L164 96V94L162 93ZM195 94H194V93ZM115 93V94H114ZM140 93V94H139ZM150 93H152L155 97H153V95H151ZM155 93V94H154ZM170 93V94H169ZM185 95H183V94ZM205 93V94H204ZM232 93V94H231ZM114 94V95H112ZM121 94V95H119ZM176 94V95H175ZM180 94V95H178ZM194 94V95H193ZM204 94V95H203ZM226 94H228L226 96ZM241 94V96H240ZM260 94V95H259ZM112 95V98H110ZM118 95V96H116ZM137 96V100L135 99V97ZM146 95V96H145ZM151 95V96H150ZM160 95H162L163 97H161ZM183 97H182V96ZM187 95V97H186ZM214 95V97H213ZM233 95V96H232ZM110 96V97H109ZM116 98H114V97ZM146 98L143 100L142 102V98ZM160 96V97H159ZM179 96V97H178ZM192 96V98H191ZM195 97V100H194V97ZM207 96V98L205 97ZM209 96L211 99H209ZM219 96V97H218ZM236 96V97H235ZM240 96V97H238ZM251 96H253L251 98ZM151 97V98H150ZM158 97V98H156ZM165 97V98H164ZM177 97V98H176ZM191 99H190V98ZM229 97V98H228ZM239 99H238V98ZM105 98V100H104ZM107 98V99H106ZM110 100H109V99ZM133 98V99H132ZM140 98V99H139ZM149 98V99H148ZM153 98V100H152ZM156 99V102L154 101ZM164 100H161V99ZM168 98V99H167ZM171 100H170V99ZM175 98V99H173ZM187 100H186V99ZM189 98V99H188ZM203 100H202V99ZM216 98V99H214ZM226 99V100H223V99ZM237 98V99H236ZM241 98V99H240ZM243 98V99H242ZM262 98V99H261ZM116 99V100H115ZM160 99V102H158V100ZM166 99V100H165ZM209 99V100H208ZM236 99V102L233 101ZM252 99V100H251ZM133 100V101H131ZM148 100V101H147ZM150 100V101H149ZM181 102L179 103L178 101ZM194 100L196 102V109H190L189 110V107H187L186 103H189L187 101H192ZM200 100V101H199ZM206 100V101H205ZM209 102H208V101ZM211 100V101H210ZM214 100V101H212ZM221 100V101H219ZM223 100V101H222ZM241 103H238V101ZM241 100V101H240ZM244 103H243V101ZM247 100V101H246ZM151 102V103H146L145 102ZM163 103H162V102ZM167 101V102H166ZM173 101L172 103H169ZM175 101V102H174ZM201 101L203 103H201ZM108 102V103H107ZM113 103L112 105L110 104ZM130 102V103H129ZM135 102V105L134 103ZM138 105H137V103ZM166 102V104H164ZM208 104H207V103ZM210 102H214V104H221V107L223 106V108L220 107V104L219 106L217 105L215 107V105H211L212 103ZM223 102V103H222ZM238 104L236 106L235 104V111L234 110V104ZM250 102V103H249ZM116 103V104H115ZM127 103V104H126ZM129 103V104H128ZM133 103V105H132ZM153 103V104H152ZM162 103V104H161ZM175 105H174V104ZM198 103H201V104H198ZM226 103V104H225ZM229 103V104H228ZM253 103V105L251 104ZM259 103V104H258ZM131 104V105H130ZM144 104V105H143ZM156 104V105H154ZM160 104V106L158 105ZM173 104V105H172ZM243 104V105H242ZM124 105V106H123ZM128 105V106H127ZM146 105V106H145ZM153 105V106H152ZM206 107H205V106ZM241 105V106H240ZM121 106V107H120ZM127 106V107H125ZM130 106V107H129ZM155 106V107H154ZM166 106V107H164ZM171 106V107H170ZM178 106V107H177ZM180 106V107H179ZM203 106V107H202ZM208 106V107H207ZM210 106V107H209ZM231 106V107H230ZM243 106H245L243 108ZM132 107H135L132 109ZM162 107V108H160ZM164 107V109H163ZM169 107V108H168ZM176 110H174L173 108ZM185 107V108H184ZM241 107V108H240ZM127 108V109H126ZM130 108V109H129ZM138 108V109H137ZM140 108V109H139ZM171 108V109H170ZM182 108V109H181ZM187 108V109H186ZM198 108V109H197ZM211 108V109H209ZM214 108V109H213ZM239 108V109H238ZM263 108V109H261ZM129 109V111H128ZM131 109L133 110L131 112ZM136 109V110H134ZM169 109V110H168ZM179 109V110H178ZM202 109H207V110H203L201 111ZM221 109H222V112L224 114H222L221 112ZM233 109V110H232ZM243 109H244V112H243ZM139 110V111H138ZM167 110V111H166ZM172 110V111H171ZM195 110V111H193ZM199 110V112H198ZM217 110V114H216V111ZM148 111V112H149ZM169 111V112H168ZM175 111V112H174ZM181 111V112H180ZM189 111H191L189 113ZM226 111V112H225ZM232 111V112H231ZM239 111V112H238ZM247 112V114L245 115V113ZM193 112V113H192ZM214 114H213V113ZM228 112V113H227ZM249 112V114H248ZM251 112V113H250ZM127 113V114H126ZM171 113V114H170ZM179 113V114H178ZM185 113V114H184ZM221 113V114H220ZM181 114V115H180ZM213 114V115H211ZM228 114V115H227ZM231 116H230V115ZM236 114V115H235ZM238 114V115H237ZM251 114V115H250ZM174 115V116H173ZM190 115V116H189ZM221 115V116H220ZM224 115V116H222ZM241 115V116H240ZM250 115V116H249ZM183 116V117H182ZM185 116V117H184ZM217 116V117H216ZM220 116V117H218ZM231 118H230V117ZM247 116V117H246ZM255 116V117H253ZM263 116V117H262ZM174 117V118H173ZM182 117V118H181ZM193 117V118H192ZM221 117L223 119H221ZM235 117V118H234ZM262 117V118H260ZM225 118H227L225 120ZM237 118V119H236ZM247 120H246V119ZM187 119V120H186ZM233 119V120H232ZM254 120V123H253V120ZM173 120V121H172ZM223 120V121H222ZM230 121V124L228 123V121ZM232 120V121H231ZM252 120V121H250ZM259 120V121H257ZM141 119L138 120L136 126L133 128V131L136 130V132H142L144 131V129L146 127L147 124H148V121L149 120H145L143 122V120L141 121ZM173 123H172V122ZM225 121V123H223ZM140 122V123H139ZM171 122V123H170ZM198 119H197V123H198ZM233 122V123H231ZM142 123V125H141ZM177 123V124H176ZM228 123V124H227ZM235 123V124H234ZM145 124V125H144ZM185 124V125H184ZM238 124V125H237ZM254 124V125H253ZM256 124V126H255ZM259 124V126H258ZM166 125V124H165ZM199 125V124H198ZM229 125V126H227ZM236 127H235V126ZM139 126V127H138ZM176 126V127H174ZM231 126V128H230ZM234 126V127H233ZM144 127V128H142ZM167 127V128H168ZM187 127V128H186ZM228 127V128H227ZM250 127H251V130H250ZM180 128V127H179ZM227 128V129H226ZM237 130H235V129ZM248 128V129H246ZM140 129V130H138ZM229 129V130H228ZM232 129V130H231ZM243 131H242V130ZM200 130V133L203 134L204 131H201ZM203 130V129H202ZM228 130V131H227ZM128 132L130 131V129L128 128L127 130ZM207 131V130H206ZM235 131V132H234ZM241 133H240V132ZM248 131V132H247ZM252 131V132H251ZM239 132V133H238ZM233 133V136L231 135ZM246 133L248 134V136L246 135ZM240 134V135H239ZM243 134V136H242ZM252 134H253V137H252ZM152 136V137H151ZM149 135L148 137L145 138V142H147L149 139L150 141L154 138L153 135ZM232 136V137H230ZM239 136V137H238ZM238 137V138H237ZM244 137V139H243ZM217 140H216V139ZM229 138H233L235 140H231ZM241 138V139H240ZM251 138V139H250ZM135 139V138H134ZM133 138L130 139V138H126V140L124 141L125 143H123L122 145L120 146H117L115 151L116 152L117 150V155H119V153L121 154L123 150H127V149H134V148H138L141 143H145V142H141V140L139 139V141L137 139L134 140ZM219 139V140H218ZM237 140V142H235ZM239 139L241 141H239ZM246 139V140H245ZM250 139V140H249ZM130 140V141H129ZM213 140V141H212ZM221 140V141H220ZM243 140V141H242ZM127 141V142H126ZM132 141V142H131ZM212 141V142H211ZM217 141V142H216ZM220 141V142H219ZM229 141V143L227 142ZM245 141V142H244ZM130 142V143H128ZM235 142V143H233ZM239 142V143H238ZM244 142V143H243ZM132 143V145H131ZM134 143V144H133ZM138 143V144H137ZM237 143V145H235ZM246 143V144H245ZM252 143V144H251ZM126 145V146H125ZM128 145V146H127ZM180 145V144H179ZM245 147H244V146ZM249 145V147H248ZM133 148H132V147ZM211 146V147H210ZM228 146V147H227ZM229 146H232L231 148ZM235 146V147H233ZM242 146V147H241ZM125 147V148H124ZM129 147V148H128ZM217 147V148H216ZM224 147V148H223ZM227 147V148H226ZM119 148V149H118ZM188 148V149H187ZM200 148V149H199ZM209 151H207V149ZM211 148V149H210ZM226 148V149H225ZM243 148V149H242ZM247 148V149H245ZM252 149L253 150H249V149ZM255 148V149H254ZM122 149V150H121ZM235 149V150H234ZM242 149V150H241ZM200 150V151H199ZM217 150H220L217 151ZM227 150V154L225 153ZM234 150V153L232 152ZM238 150V151H237ZM186 151V152H185ZM217 151V153H215ZM224 151V152H223ZM119 152V153H118ZM188 152V153H187ZM220 154H219V153ZM229 152V153H228ZM231 152V153H230ZM236 152V154H235ZM241 153V154H238ZM244 154H243V153ZM247 152V155H245ZM248 152H249V155H248ZM251 152V153H250ZM185 153V155H184ZM187 153V154H186ZM200 153V154H199ZM209 153V154H208ZM215 153V155H214ZM223 153L225 156H223ZM255 153V154H253ZM202 154V155H201ZM213 154V155H212ZM233 154V155H232ZM251 154V155H250ZM184 155V156H183ZM187 155V156H186ZM219 155H222L223 156V161L225 162H221L220 160L222 159L221 157L222 156H219ZM229 155V157H228ZM236 155V156H235ZM245 155V156H244ZM186 156V157H185ZM206 156V157H205ZM209 156V157H207ZM247 156V157H246ZM192 157V158H191ZM212 157V158H211ZM219 157V159H218ZM242 157V158H241ZM253 157V159H252ZM261 157V158H260ZM206 158V160H205ZM210 158V159H209ZM221 158V159H220ZM230 158V160H229ZM233 158V159H232ZM239 158V159H237ZM246 158V160H245ZM193 163L192 162V160ZM232 159V160H231ZM183 160L184 161V164H183ZM191 160V161H190ZM202 160V161H201ZM208 160L209 163H206V161ZM210 160V161H209ZM214 160V161H213ZM217 160V161H215ZM241 160V161H240ZM205 163H204V162ZM219 161V162H218ZM230 161V162H229ZM233 161L232 164H230L231 162ZM240 161V162H239ZM245 161V162H244ZM246 161L249 163V164H246ZM188 162V163H187ZM190 162V163H189ZM197 162V164H196ZM201 162V163H200ZM216 162V164H215ZM236 162V163H235ZM204 165H203V164ZM222 163V164H221ZM227 163H229L227 165ZM118 162L115 164L117 165ZM187 164V166H186ZM188 164H190L191 166H188ZM195 164V166H194ZM225 164H226V167H225ZM234 164V165H233ZM237 164L240 166H237ZM258 164V165H257ZM205 165H208V168L207 166ZM214 165V166H213ZM223 165V166H221ZM108 165H106L104 168V171L106 170L105 168H107V170L109 169V167H107ZM211 166V167H210ZM231 166V167H230ZM236 166V167H235ZM249 166V167H248ZM252 166V167H251ZM260 166V168H259ZM192 167V168H190ZM197 167V168H196ZM222 167H225V169L227 170L224 171L225 169L222 168ZM228 167V168H227ZM233 167V168H232ZM188 168H190V170H187ZM194 168V169H193ZM199 168V169H198ZM207 170H206V169ZM210 168V170H209ZM253 168V169H252ZM196 169V170H195ZM223 169V170H222ZM233 169V170H232ZM239 169V170H238ZM262 171H261V170ZM183 170L184 171H188V173L192 176V178L190 177L189 178V174L187 172H184L183 173ZM192 170V172H191ZM206 170V171H205ZM216 170V171H215ZM231 170V171H230ZM251 170V171H250ZM203 172V174H201ZM234 171V172H232ZM237 171V173L235 174V172ZM194 172V173H193ZM219 172V173H218ZM223 172H224V175H223ZM230 172H232L233 176H231ZM263 172V174H262ZM183 173V174H182ZM187 173V175L185 174ZM198 175H197V174ZM217 173V174H216ZM228 173V175H226ZM193 174V175H192ZM196 174V175H195ZM208 174V175H207ZM216 174V175H215ZM239 174V175H238ZM241 174V176H240ZM244 174V175H243ZM251 174V175H250ZM127 175V176H125ZM186 175V176H185ZM201 178H199L200 176ZM226 175V176H225ZM235 175H237V177H234ZM132 176V177H131ZM171 176L173 178H171ZM185 176V177H184ZM211 176V177H210ZM216 176V178H215ZM230 178H228V177ZM245 178H244V177ZM247 176V177H246ZM158 177V178H157ZM168 177L169 179H172V180H168ZM197 180H195V178ZM218 177V178H217ZM227 177V178H226ZM234 177V178H233ZM263 177V178H261ZM89 178V177H88ZM131 178V179H129ZM135 178V179H133ZM138 178V179H137ZM154 178V179H153ZM165 178L167 179V181L165 180ZM174 178L176 181H174ZM184 178V179H183ZM186 178V180H185ZM219 178L221 181H219ZM222 178V179H221ZM127 179V180H126ZM158 179V181H157ZM183 179V180H182ZM192 179V180H191ZM199 179V180H198ZM229 179V180H228ZM252 179V180H251ZM137 180V181H136ZM139 180V181H138ZM163 180V181H162ZM185 180V182H184ZM189 180V181H188ZM195 180V181H194ZM211 180V181H209ZM233 180V181H231ZM235 180V182H234ZM246 180V182H245ZM155 181V182H153ZM161 181V182H160ZM166 181V182H165ZM181 181L183 183H181ZM217 183H215V182ZM230 181V182H228ZM249 181V183H248ZM140 182V183H139ZM175 182V185L174 183ZM180 182V183H179ZM195 182V183H194ZM209 182V183H207ZM227 182V183H226ZM234 182V184H233ZM87 183V182H86ZM123 183V184H122ZM139 183V184H138ZM158 183V184H157ZM161 183V184H160ZM163 183V184H162ZM167 183V184H166ZM188 183V184H187ZM239 183V184H238ZM134 184V185H133ZM138 186H137V185ZM146 185L147 187H142V185ZM155 184V185H154ZM157 184V186H156ZM182 184V185H180ZM192 184V185H191ZM195 184V185H194ZM199 188H196L197 186ZM201 184V185H200ZM229 186H228V185ZM238 184V185H237ZM244 184V185H243ZM250 186H249V185ZM160 185V186H159ZM184 185H186V189L184 188ZM215 185V186H214ZM219 185V186H218ZM223 185V186H222ZM236 185V186H235ZM153 186V188H152ZM171 186V187H170ZM175 186V188H174ZM177 186L181 187L182 189L178 188ZM193 186V187H192ZM221 186V187H220ZM232 186V188H231ZM211 187V188H210ZM213 187V188H212ZM235 187V188H233ZM143 188V189H142ZM171 190H170V189ZM192 188V189H191ZM120 189V188H119ZM120 189V190H121ZM147 189V191L145 190ZM174 189V190H173ZM232 189V190H231ZM235 189V190H234ZM88 190V191H87ZM101 191L99 192L100 194H104V190L103 189H100ZM110 190L112 189H109V192ZM121 190V191H122ZM137 190V191H136ZM145 190L146 194H144V191ZM161 190V191H160ZM168 190V191H167ZM182 190V191H181ZM185 190V193H182L183 191ZM197 190V192H196ZM199 190V191H198ZM205 190V191H203ZM223 190V191H222ZM241 190V191H240ZM151 191L154 193H151ZM171 193H170V192ZM179 191V193H178ZM257 191V192H256ZM88 192H91V193H88ZM125 192V191H124ZM159 192V193H158ZM169 192V193H167ZM181 192V193H180ZM261 192V193H260ZM98 193V194H99ZM139 193V194H138ZM178 193V194H176ZM225 193V194H224ZM87 194V196H86ZM141 194V195H140ZM144 194V195H143ZM155 194V196L153 195ZM166 194H169V195H166ZM175 194V195H173ZM181 194V195H180ZM200 194V195H199ZM205 194V195H204ZM151 195V196H150ZM178 195V196H177ZM256 195V196H255ZM89 196V198H88ZM143 197L144 198H139V197ZM162 196L163 199H162ZM166 196H169L166 197ZM175 196V197H174ZM220 196V197H218ZM225 196V197H224ZM255 196V197H254ZM135 197V198H134ZM149 197V198H148ZM153 197V198H151ZM155 197V198H154ZM172 197V199H171ZM91 198V200H89ZM148 198V199H147ZM159 198V199H158ZM163 200H161V199ZM168 198V199H167ZM182 198V199H181ZM185 200H184V199ZM220 198V199H219ZM235 198V199H234ZM243 198H246L243 200ZM87 199V200H86ZM136 199V200H135ZM147 199V200H146ZM167 199V200H166ZM170 199H171V202H170ZM175 199V200H174ZM203 199V200H201ZM211 199V200H210ZM138 200H141L140 202ZM159 200V201H158ZM182 200V201H181ZM187 200V201H186ZM210 200V201H209ZM92 201V203L90 202ZM143 201V202H142ZM173 201V202H172ZM175 201V202H174ZM198 201H200L198 203ZM206 201V202H205ZM263 201V202H262ZM135 202H136V205H135ZM148 202V204H146ZM158 202V203H157ZM164 202V203H162ZM209 202V203H208ZM229 202L231 203L229 204ZM251 202V203H250ZM255 202V203H254ZM94 203V204H93ZM140 203V204H138ZM152 203V204H150ZM162 203V204H161ZM173 203V204H172ZM175 203V204H174ZM193 203V205H192ZM206 203V204H205ZM221 203V204H220ZM87 204V205H86ZM90 204V205H89ZM121 204V203H120ZM172 204V205H171ZM198 204V205H197ZM205 204V205H204ZM234 204V205H233ZM257 204V205H256ZM261 204V205H260ZM92 205V206H91ZM109 205V206H108ZM141 205V206H140ZM160 205V207H159ZM254 205V206H253ZM260 205V206H259ZM155 206H158L155 207ZM193 206V207H191ZM206 206V207H205ZM229 206V207H228ZM244 206V207H243ZM248 206V207H247ZM105 208L103 211H101L103 208ZM141 209H140V208ZM148 207V208H146ZM165 207V208H164ZM175 207V209H173ZM205 207V208H204ZM212 207V208H211ZM255 207V208H254ZM259 207L261 209H259ZM94 208V209H93ZM101 210H100V209ZM109 208V210H108ZM111 208V210H110ZM157 208V209H155ZM172 208V210H171ZM177 208V209H176ZM189 208V209H188ZM230 210V211H228ZM251 210H250V209ZM254 208V209H253ZM257 208V209H256ZM140 209V211H139ZM148 209V210H147ZM165 209V210H164ZM183 209V210H181ZM191 209V210H190ZM196 209V210H195ZM214 209V210H213ZM244 209V210H243ZM256 209V210H255ZM115 210V211H114ZM135 210V211H134ZM168 210V211H167ZM181 210V211H180ZM188 210V211H187ZM194 210V212H193ZM243 210V211H242ZM247 212H246V211ZM250 210V211H249ZM101 211V212H99ZM107 211V212H106ZM111 211V212H110ZM124 211V212H123ZM131 211H134V212H131ZM140 213H139V212ZM158 211V212H157ZM173 211V212H171ZM177 211V212H176ZM185 211V212H184ZM190 211V212H189ZM242 211V212H241ZM255 211V212H254ZM103 212L104 215H103ZM121 212V213H120ZM123 212V213H122ZM138 212V213H137ZM147 212V213H146ZM150 212V213H149ZM153 212V213H152ZM155 212V213H154ZM181 212V213H180ZM214 212V213H213ZM216 212V213H215ZM257 212H261V213H257ZM100 213V214H98ZM119 215H117V214ZM129 213V214H128ZM132 213V214H131ZM137 213V214H136ZM146 213V214H145ZM179 215H178V214ZM223 213V214H222ZM230 213V214H229ZM254 213V214H253ZM257 213V214H255ZM94 214V215H93ZM108 214V215H107ZM112 214V215H111ZM121 214V215H120ZM125 214V215H124ZM139 214V215H138ZM143 214V215H142ZM162 214V216L160 215ZM169 214L171 216H169ZM174 214L178 215L176 217V215L174 216ZM188 214V215H187ZM195 214V216H194ZM225 214V215H224ZM228 214V216H227ZM248 214V215H247ZM91 215V216H90ZM100 215V216H99ZM123 215V217H122ZM133 215V216H132ZM155 215V216H154ZM159 215V216H158ZM183 215V216H181ZM104 216V217H103ZM107 216H110V217H107ZM113 216V217H112ZM117 216V218H116ZM130 216V218H129ZM135 216V217H134ZM142 218H141V217ZM149 216V217H147ZM153 218H152V217ZM222 216V217H221ZM253 216V217H252ZM91 217V218H90ZM93 217V218H92ZM163 217V219H162ZM170 217V218H169ZM172 217V218H171ZM175 217V218H174ZM189 219H188V218ZM191 217V218H190ZM225 217V218H223ZM85 218V219H86ZM98 218V219H97ZM124 218H127V219H124ZM134 218V219H133ZM137 218V219H135ZM139 218H141L142 220H140ZM156 218V220H155ZM222 218L224 220H222ZM240 218H244L242 221V219ZM248 218V219H247ZM102 219V221H101ZM109 219V222L108 220ZM113 219H123L127 222H130V225L129 227L127 228H123V232L125 233V235H127L126 237H120L119 240H115L114 238V234H115V231L119 233V229L118 230H115V228L113 227L112 225V222H113ZM159 219V220H157ZM169 219L171 220V222L169 221ZM178 219V220H177ZM188 219V220H187ZM248 220L246 222V220ZM249 219H252V222L251 220ZM100 220V221H99ZM107 220V222H106ZM135 220V221H134ZM139 222H138V221ZM147 220V221H146ZM174 220V221H173ZM176 220V222H175ZM240 220V221H239ZM255 220V221H254ZM134 221V222H133ZM143 221V223H142ZM150 221V222H149ZM158 221V222H157ZM226 221V222H225ZM74 222H75V219H74ZM146 222V223H144ZM148 222V223H147ZM155 222V224H153ZM157 222V223H156ZM162 224H161V223ZM173 222V224H172ZM187 222V223H186ZM221 224H220V223ZM242 222V223H241ZM246 222V224H245ZM257 222V223H256ZM86 223H88L87 219H86ZM95 223V224H94ZM97 223V224H96ZM110 223V225H109ZM135 223V224H134ZM160 223V224H159ZM193 225H192V224ZM230 223V224H229ZM94 224V225H93ZM99 224H100V229L98 228L99 227ZM102 224V226H101ZM108 224V225H107ZM138 224V225H137ZM143 224V225H141ZM153 224V225H152ZM160 225L158 227V225ZM172 224V225H171ZM178 224V225H177ZM211 224V226H210ZM239 224L241 226H239ZM243 224V226H242ZM76 226V224H74ZM73 225V226H74ZM146 225V226H145ZM149 227H148V226ZM231 225V226H229ZM249 225V226H247ZM157 226V227H156ZM166 226V227H165ZM173 226V227H172ZM177 226V227H176ZM186 226V227H185ZM193 226V227H192ZM245 226V227H244ZM255 226V227H254ZM145 227V228H144ZM153 229L155 232L154 233H149L147 231L148 228ZM171 229H170V228ZM243 229H241V228ZM102 228V229H101ZM196 228V229H195ZM245 228V229H244ZM126 229V230H125ZM146 229V231H145ZM185 229V230H184ZM187 229V231H186ZM194 231H193V230ZM115 230V231H114ZM160 230V231H159ZM166 230V231H164ZM178 230V231H177ZM192 230V231H191ZM251 230V231H250ZM144 231V232H143ZM177 231V234L175 233ZM196 231V232H195ZM233 231V232H232ZM91 233V236H90V233ZM93 232V233H92ZM122 232V233H123ZM139 232V233H138ZM160 232V233H159ZM163 232V233H162ZM174 232V233H173ZM190 232V233H188ZM192 232V233H191ZM251 232V234H250ZM89 233V234H88ZM101 233V234H100ZM112 233V234H111ZM156 233V234H155ZM162 233V234H161ZM165 233V234H164ZM168 233V235H167ZM170 233V234H169ZM176 234V235H172V234ZM98 234V236H97ZM158 234V235H157ZM194 234V235H193ZM220 234V235H219ZM243 234V235H242ZM97 238H96V236ZM113 235V236H112ZM134 235V236H133ZM137 235V236H136ZM141 235V236H140ZM187 235V236H186ZM190 235V236H188ZM218 235V237H217ZM80 236V235H79ZM136 236V237H135ZM147 236V237H146ZM166 236V237H165ZM169 236V237H168ZM177 236V237H176ZM180 236V237H179ZM192 236V237H191ZM216 236V237H215ZM247 236V237H246ZM85 237V238H86ZM107 237V238H106ZM133 237V238H131ZM171 237V238H170ZM182 237V238H181ZM185 237V238H184ZM191 237V238H190ZM246 237V238H245ZM92 238V239H91ZM139 238V239H138ZM155 238V239H154ZM165 238V239H164ZM167 238V239H166ZM177 238V239H176ZM190 238V239H188ZM195 238V239H193ZM198 238V239H197ZM243 238V239H242ZM249 238V239H248ZM102 239V240H101ZM136 239V240H135ZM157 239V241H156ZM179 239V240H178ZM186 239V240H185ZM188 239V240H187ZM218 239V240H217ZM90 240V241H89ZM95 240H98L100 242L96 241ZM105 242H104V241ZM125 240V242H124ZM131 240V241H130ZM135 240V241H133ZM138 240V241H137ZM152 240V242H151ZM177 240V241H176ZM198 240V242H197ZM87 241V242H86ZM114 241V242H113ZM130 241V242H129ZM163 241V242H162ZM168 241V242H167ZM108 242V244H106ZM127 242V243H126ZM129 242V243H128ZM134 242V243H133ZM172 242V243H171ZM180 242V243H179ZM90 243V244H88ZM94 243V244H93ZM116 243V244H115ZM131 243V244H130ZM149 244V245H146L144 246L143 244ZM156 243V244H155ZM165 243V244H164ZM168 243V244H167ZM178 243V244H177ZM199 243V244H198ZM91 244H93V248L91 246ZM112 244V245H111ZM130 244V245H129ZM158 244V245H157ZM98 245V246H97ZM104 245V246H103ZM116 245V246H115ZM152 245V246H151ZM165 245V246H164ZM169 245V246H168ZM173 245V246H172ZM197 245V246H195ZM104 247V248H101V247ZM106 246V247H105ZM115 246V247H114ZM133 246V247H132ZM139 246V247H137ZM162 246V247H161ZM164 246V247H163ZM187 246V247H186ZM194 246V248H193ZM98 247V249H97ZM128 247V248H127ZM151 247V248H150ZM158 247V248H157ZM166 247V248H165ZM168 247V249H167ZM89 248V249H88ZM95 248L97 250H95ZM107 248V249H106ZM131 248V249H130ZM149 248V249H147ZM154 248V249H152ZM180 248V250L178 249ZM199 248V249H198ZM105 249V250H104ZM121 249V250H120ZM163 249V250H162ZM167 249V250H166ZM175 249V251L173 250ZM249 249V250H248ZM99 250V251H98ZM108 250V251H107ZM110 250V251H109ZM114 250V251H112ZM124 250V251H123ZM127 250V251H126ZM131 250V251H130ZM147 250V251H146ZM238 250V251H237ZM88 251V252H87ZM106 251V253H105ZM129 251V252H128ZM146 251V252H145ZM160 251V252H158ZM164 251V252H163ZM166 251V252H165ZM173 251V252H172ZM177 251V252H176ZM179 251V252H178ZM247 251V252H246ZM84 252V253H83ZM109 252V253H108ZM112 252V253H111ZM149 252V253H148ZM153 254H152V253ZM155 252V253H154ZM170 252V253H169ZM180 252H182L180 254ZM83 253V254H82ZM87 253V254H86ZM104 253V254H103ZM132 253V255H131ZM151 253V254H150ZM169 253V254H168ZM174 253V254H173ZM246 253V254H245ZM100 256H99V255ZM106 254V255H105ZM119 254V255H118ZM150 254V255H148ZM157 254V255H156ZM183 254V255H182ZM188 254V255H187ZM236 254V255H235ZM84 255V256H83ZM118 255V256H117ZM123 255V256H122ZM148 255V256H147ZM153 255V256H152ZM160 255V257H158ZM168 255V256H167ZM170 255V256H169ZM182 255V256H181ZM86 257V258H85ZM126 257V258H125ZM149 258V262L146 263V258ZM156 257H157V260H156ZM169 257V258H168ZM180 257V258H179ZM253 257V258H252ZM258 257H259V260H258ZM89 260H88V259ZM91 258V259H90ZM120 258V259H119ZM130 258V259H129ZM143 258V260H141ZM159 258V259H158ZM162 258V259H161ZM173 258V259H172ZM176 258V259H175ZM184 258V259H183ZM154 259L156 261H154ZM86 260V261H85ZM161 260V261H160ZM182 262H181V261ZM185 260V261H184ZM197 262H196V261ZM238 260V261H237ZM240 260V261H239ZM243 260V261H242ZM85 261V262H84ZM143 261V262H142ZM151 261V262H150ZM161 263H160V262ZM177 261V262H176ZM179 261V262H178ZM115 262V263H114Z\"/></svg>",
	"mask_w": 264,
	"mask_h": 264
}]
</instances>
